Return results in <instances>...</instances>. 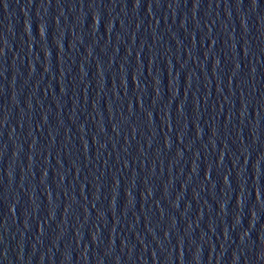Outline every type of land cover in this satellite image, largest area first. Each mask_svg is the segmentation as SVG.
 Here are the masks:
<instances>
[{
	"label": "water",
	"instance_id": "95a60500",
	"mask_svg": "<svg viewBox=\"0 0 264 264\" xmlns=\"http://www.w3.org/2000/svg\"><path fill=\"white\" fill-rule=\"evenodd\" d=\"M0 264H264V0H0Z\"/></svg>",
	"mask_w": 264,
	"mask_h": 264
}]
</instances>
